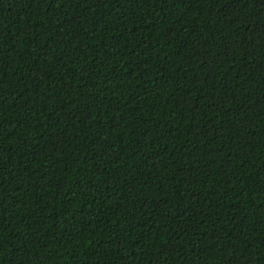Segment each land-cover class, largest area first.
<instances>
[{
  "label": "trees",
  "instance_id": "trees-1",
  "mask_svg": "<svg viewBox=\"0 0 264 264\" xmlns=\"http://www.w3.org/2000/svg\"><path fill=\"white\" fill-rule=\"evenodd\" d=\"M0 264H264V0H0Z\"/></svg>",
  "mask_w": 264,
  "mask_h": 264
}]
</instances>
